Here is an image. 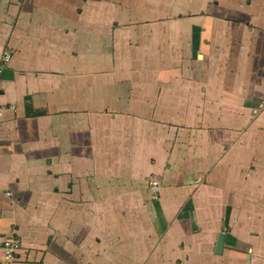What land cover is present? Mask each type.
<instances>
[{
	"label": "crops",
	"instance_id": "crops-1",
	"mask_svg": "<svg viewBox=\"0 0 264 264\" xmlns=\"http://www.w3.org/2000/svg\"><path fill=\"white\" fill-rule=\"evenodd\" d=\"M5 48L0 264H264V0H0Z\"/></svg>",
	"mask_w": 264,
	"mask_h": 264
},
{
	"label": "built area",
	"instance_id": "built-area-1",
	"mask_svg": "<svg viewBox=\"0 0 264 264\" xmlns=\"http://www.w3.org/2000/svg\"><path fill=\"white\" fill-rule=\"evenodd\" d=\"M11 58L10 51L5 48L2 50L0 55V61L2 64L7 63ZM149 187L152 192H157L158 190V181L156 178H151L149 180ZM6 195H10L8 192ZM20 243L18 239L14 236H3L0 241V249L2 251L3 256L6 259L12 258L15 252L19 249Z\"/></svg>",
	"mask_w": 264,
	"mask_h": 264
},
{
	"label": "water",
	"instance_id": "water-1",
	"mask_svg": "<svg viewBox=\"0 0 264 264\" xmlns=\"http://www.w3.org/2000/svg\"><path fill=\"white\" fill-rule=\"evenodd\" d=\"M222 237H223L222 233H219L217 236L216 243H215V252H219L221 248Z\"/></svg>",
	"mask_w": 264,
	"mask_h": 264
}]
</instances>
